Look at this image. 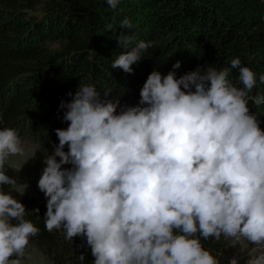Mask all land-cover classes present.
<instances>
[{
    "label": "trees",
    "instance_id": "16d2710c",
    "mask_svg": "<svg viewBox=\"0 0 264 264\" xmlns=\"http://www.w3.org/2000/svg\"><path fill=\"white\" fill-rule=\"evenodd\" d=\"M0 119L76 161L51 198L0 155V264L34 244L52 264H228L244 217L264 215V0H0ZM150 232L177 253L120 249Z\"/></svg>",
    "mask_w": 264,
    "mask_h": 264
},
{
    "label": "rangeland",
    "instance_id": "374dc122",
    "mask_svg": "<svg viewBox=\"0 0 264 264\" xmlns=\"http://www.w3.org/2000/svg\"><path fill=\"white\" fill-rule=\"evenodd\" d=\"M206 131L212 137L239 142L264 132V125H253L248 130H231L211 122ZM0 155L11 167L17 169L27 182L17 188L29 196H37L41 189L48 191L51 198L54 194L69 186L75 173L76 161L66 153L42 152L37 143L13 133H9L0 119ZM230 217L245 218L249 221L239 223L228 243V264H245L247 258L264 253V215L253 209L248 199L242 195L235 197L229 210ZM6 218L0 221V236L5 232ZM120 249L133 256L136 261H144L154 254L177 253V247L169 241L150 232L129 234L120 244ZM19 257V264H52L34 244L26 248H7Z\"/></svg>",
    "mask_w": 264,
    "mask_h": 264
},
{
    "label": "built area",
    "instance_id": "2783aa9c",
    "mask_svg": "<svg viewBox=\"0 0 264 264\" xmlns=\"http://www.w3.org/2000/svg\"><path fill=\"white\" fill-rule=\"evenodd\" d=\"M245 264H264V253L247 258Z\"/></svg>",
    "mask_w": 264,
    "mask_h": 264
}]
</instances>
